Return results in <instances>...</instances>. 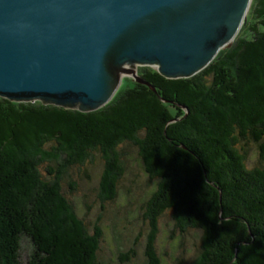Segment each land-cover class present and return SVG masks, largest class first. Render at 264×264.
I'll list each match as a JSON object with an SVG mask.
<instances>
[{"label": "trees", "instance_id": "obj_1", "mask_svg": "<svg viewBox=\"0 0 264 264\" xmlns=\"http://www.w3.org/2000/svg\"><path fill=\"white\" fill-rule=\"evenodd\" d=\"M249 10L231 46L198 73L167 78L144 67L150 85L128 79L97 110L0 96V264H22L24 242L27 264H100L102 214H79L72 171L103 160L104 207L119 195L128 145L157 180L144 212L145 264L162 263L167 210L181 232L201 231L193 264H264V0ZM252 145L260 162L249 167Z\"/></svg>", "mask_w": 264, "mask_h": 264}, {"label": "water", "instance_id": "obj_2", "mask_svg": "<svg viewBox=\"0 0 264 264\" xmlns=\"http://www.w3.org/2000/svg\"><path fill=\"white\" fill-rule=\"evenodd\" d=\"M251 4L0 0V96L93 111L112 100L125 73L150 85L136 64L191 77L231 46Z\"/></svg>", "mask_w": 264, "mask_h": 264}, {"label": "rangeland", "instance_id": "obj_3", "mask_svg": "<svg viewBox=\"0 0 264 264\" xmlns=\"http://www.w3.org/2000/svg\"><path fill=\"white\" fill-rule=\"evenodd\" d=\"M144 67L147 66L140 64L135 66L139 74ZM128 79L135 80V75L123 74L121 89L132 84ZM38 100L42 101L41 99L31 101ZM125 152L127 171L120 183L119 195L115 201L104 207L98 199L100 178L105 168L103 160L97 157L94 163L87 162L72 171L75 180L78 181V189L71 197L79 214L88 221H95L98 215L102 214L101 224L104 234L98 251L100 264H145L147 261L145 249L149 226L145 223L144 212L157 180L148 178L135 146H125ZM259 162L258 149L252 145L249 148L247 164L249 167H254ZM140 233L142 235L137 241ZM200 236L199 229L181 232L172 218L171 211L167 210L159 219L157 252L162 258L161 264H193L201 251ZM23 245L22 264H27L30 244L24 242ZM132 249L135 250L134 256L129 253ZM123 253H129V260H123Z\"/></svg>", "mask_w": 264, "mask_h": 264}, {"label": "bare ground", "instance_id": "obj_4", "mask_svg": "<svg viewBox=\"0 0 264 264\" xmlns=\"http://www.w3.org/2000/svg\"><path fill=\"white\" fill-rule=\"evenodd\" d=\"M129 67H132V66H129ZM133 68H134V66H133ZM134 70H136V68H134Z\"/></svg>", "mask_w": 264, "mask_h": 264}]
</instances>
